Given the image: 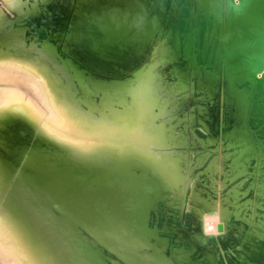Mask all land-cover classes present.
Here are the masks:
<instances>
[{
  "label": "bare ground",
  "instance_id": "6f19581e",
  "mask_svg": "<svg viewBox=\"0 0 264 264\" xmlns=\"http://www.w3.org/2000/svg\"><path fill=\"white\" fill-rule=\"evenodd\" d=\"M5 2L0 264H264V0Z\"/></svg>",
  "mask_w": 264,
  "mask_h": 264
},
{
  "label": "rangeland",
  "instance_id": "374dc122",
  "mask_svg": "<svg viewBox=\"0 0 264 264\" xmlns=\"http://www.w3.org/2000/svg\"><path fill=\"white\" fill-rule=\"evenodd\" d=\"M2 2V3H1ZM1 2H0V4H3V5H0V8H2V9H4L5 10V12L6 13H8V14H12L13 12H11V8L9 9L8 8V5H7V3L5 2V0H1ZM5 5H7V7L5 6ZM4 6V7H3ZM6 8V9H5ZM8 12H7V11ZM10 14V15H11ZM13 15V14H12ZM10 19V18H9ZM26 53V52H25ZM17 56L18 57H25L26 59H28V60H30V61H32V62H38L39 64H40V66H41V68H42V70L51 78V73H52V71L50 70V68L49 67H47V65L42 61V59H40L39 57H37V56H35L33 53H26V54H22V53H17ZM192 100L190 99L189 101H188V103L185 105V109H187V110H189L190 109V107L192 106ZM188 113V112H187ZM183 146V145H182ZM179 150H181V151H183V149L182 148H179ZM187 150V152H188V154L189 155H187L189 158H190V160H192L193 158H196V160H197V162H198V166L199 167H202L203 166V164H204V162H205V160H206V154H208V153H204V151L201 153V152H195L194 154H192L191 155V153H192V148H190V149H186ZM203 150V149H202ZM201 150V151H202ZM204 150H206V149H204ZM208 150V149H207ZM184 152V151H183ZM208 159V158H207ZM200 170V168H198L195 172H197V171H199ZM203 175H201V174H199V178H201V180L200 181H195V179H193L191 176H189L188 178H186V181H185V184H184V186H187V189H185V190H183L182 188H183V185H182V187L181 186H179L178 187V189H180V193H181V199L184 197V199L185 200H187L185 203V206L188 204L187 202H188V200H190V199H192V195H191V193H190V186H193L196 182H205L204 181V176L202 177ZM198 178V179H199ZM233 179V178H232ZM234 180V179H233ZM235 182V181H234ZM229 188V187H228ZM228 188H227V190H228ZM186 192V193H185ZM231 192V191H230ZM243 192V191H242ZM245 192V191H244ZM183 195V196H182ZM246 201V200H245ZM244 201V202H245ZM174 211L175 212H178L179 211V209H178V207H175L174 208ZM216 213L217 212H214V213H212V215H216ZM210 215H211V213H210ZM212 228V227H211ZM222 230V231H221ZM218 231H219V233H218ZM222 233H221V232ZM217 234H220V235H222L223 234V228H221L220 226H218V227H216V231H215ZM205 247H207V244L206 243H203V244H201V247L199 248V251L200 252H202L203 250H204V248ZM201 249V250H200Z\"/></svg>",
  "mask_w": 264,
  "mask_h": 264
}]
</instances>
